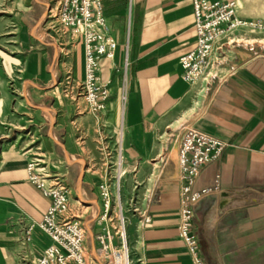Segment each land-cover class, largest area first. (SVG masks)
Wrapping results in <instances>:
<instances>
[{"label":"crops","instance_id":"crops-1","mask_svg":"<svg viewBox=\"0 0 264 264\" xmlns=\"http://www.w3.org/2000/svg\"><path fill=\"white\" fill-rule=\"evenodd\" d=\"M235 2L237 16L264 21V0ZM46 3L9 2L14 8L9 19L17 62L8 65L18 73L20 87L24 77L26 88L43 95L64 77L71 87L84 79L82 38L78 36L62 56L58 46L43 37L40 24ZM101 4L103 30L114 47L109 58L99 61L96 85L106 88L108 97L96 112L92 130L96 125L107 147L117 140L123 162L144 172L137 210L148 221L136 210L125 215L130 264H190L176 229L182 184L177 161L180 126L225 144L216 159L200 168L191 187L211 188L217 180L218 190L193 208L191 230L203 264H264V33L234 32L237 42L217 51L218 59L200 86L198 80L182 78L179 64L196 44L190 0H101ZM7 5L0 2L1 13ZM6 18L0 15V37L7 33ZM6 73V65L0 64V264H18L51 243L36 226L50 199L28 179L31 157L42 158L46 171L61 178L68 216L74 197L87 200L83 183L91 180L83 177L77 190L74 180L79 173L73 166L78 148L70 124L63 135L62 159L55 152V139L48 147L27 149L20 130L8 133L7 121L21 117L9 109ZM56 127L55 121L47 134L55 133ZM35 149L39 152L32 153ZM125 192L123 199L128 198ZM90 207L69 216L84 226L88 244L96 234L90 227L97 210L93 214ZM30 224L34 227L29 240L23 241V230Z\"/></svg>","mask_w":264,"mask_h":264},{"label":"built area","instance_id":"built-area-1","mask_svg":"<svg viewBox=\"0 0 264 264\" xmlns=\"http://www.w3.org/2000/svg\"><path fill=\"white\" fill-rule=\"evenodd\" d=\"M193 9V24L196 32L195 47L179 58L183 69L182 78L194 82L209 77L218 52L224 45L237 42L233 33L237 31H264V21L247 20L236 15L235 0H190ZM101 0H59L53 14L49 10L51 31L54 34L80 36L83 43L84 79L80 83L82 92L95 112L102 109L107 99V90L96 85L99 61L109 58L114 47L103 30ZM55 21V23H54ZM58 37V36H57ZM60 38V37H58ZM61 39V38H60ZM124 88L121 89V98ZM177 161L181 170L180 203L178 208L177 235L186 246L190 264H203L198 250L196 235L192 232V215L196 203L204 196L218 190L217 181L211 188L192 190L194 178L202 165L216 159L225 147L220 140L192 127H181L178 139ZM38 161L28 164L30 181L50 199V205L37 228L51 243L35 256L25 255L18 264H90L83 246L84 230L77 221L68 217V198L61 178L45 171L37 172ZM102 198L106 194L102 193ZM138 213L139 210L135 209ZM144 222L148 217L139 213ZM125 218L119 215L118 227L113 234L96 233L95 257L98 264H130L125 233ZM33 225H26L23 241L29 240ZM115 240V242H113Z\"/></svg>","mask_w":264,"mask_h":264},{"label":"rangeland","instance_id":"rangeland-1","mask_svg":"<svg viewBox=\"0 0 264 264\" xmlns=\"http://www.w3.org/2000/svg\"><path fill=\"white\" fill-rule=\"evenodd\" d=\"M4 1L8 3L6 12L1 13L2 11H0V15L3 14L7 17V33L6 36L0 37V64H5L7 67V86L5 89L11 101L9 109L12 113L15 111L18 112L16 114L21 117L20 119H16V122L8 120L5 127L9 129L8 133L10 134L15 133L14 130H20L23 133L21 134L22 146L28 145L27 149L33 146H39V148H44V146L48 147L50 143L54 141L53 139H55V152L60 159H62L64 155L62 150L64 141L63 135L67 128L66 125L70 124L78 148L77 155L74 157L75 166H73L75 172L77 171L79 173L74 180L77 190L82 186L83 177L85 178V176H87L91 181L90 183H83V186L85 185V189L87 190V197L85 196L87 200L83 199V197H79L83 200L81 201L78 197H74L73 205L69 206V216L87 212L89 209L85 208V206H91L90 209L93 214L97 210L94 219L96 222L91 225V230H93L94 233L108 232L109 234H113L116 227H118L119 215L125 218L127 214L136 213L134 210L138 209L137 207L139 206L137 191L142 185L140 179H142L144 172L132 168L130 164L123 162L117 145V137L115 138L116 141H114V144L108 147L104 143L105 140H103V137L100 141L96 133L97 126H94L95 131L92 130V124L96 121L97 113L91 109L90 103L79 85L69 86L67 83L68 80H65L64 77L62 80H58V82H55L49 87L47 93L44 95L42 91L36 92L30 87L26 88L27 82H25L24 77L22 78L21 87L18 85L17 81L19 78L16 76L17 72L13 67L10 70V66L8 65L10 62H17V60H14L15 44L12 38L15 31L11 24L12 21L9 19L11 12L14 10L13 7L9 6V2L13 0H0V2ZM24 2H47L43 21L40 24V31L43 33V37L46 41L54 42L56 46H58L60 55L66 56L71 50L70 47H73V44L76 43L78 36L76 35L68 38L66 35H56L51 31L49 10H51V14H53L59 0H24ZM254 33H264V31H255L251 34ZM203 81L204 78L199 79L198 84L201 86ZM26 90L29 91V94ZM15 102H18L16 105L19 107L15 106ZM69 111L72 113L70 121L67 118ZM55 121L57 122L56 131L49 136L47 133L50 128H52V123ZM39 125H41V129H39ZM180 130L181 126L179 131ZM38 133L42 136H39ZM42 142H44V144H41ZM31 152L36 153L39 151L35 149L31 150ZM31 158V160L34 159L33 161H38V166L34 167L35 171H45L47 174H50L46 171V164L42 158L36 155ZM28 164L26 166V171L29 179V172L27 170ZM135 174H137L139 178L137 176L136 178L134 176ZM125 191H128L127 199H123L121 196ZM116 192L120 194L119 203H117L115 199ZM102 193L106 194V198H102ZM96 201L98 202L97 204ZM96 206L98 207L97 209L95 208ZM78 210H82V212H78ZM81 226L84 228L83 225ZM84 237L85 254L88 262L90 264H98L95 257V248H97L98 245L97 241L92 240V243L88 244V233L86 231H84ZM93 237L95 238V235ZM113 242H115V240ZM129 251L128 247V252Z\"/></svg>","mask_w":264,"mask_h":264},{"label":"bare ground","instance_id":"bare-ground-1","mask_svg":"<svg viewBox=\"0 0 264 264\" xmlns=\"http://www.w3.org/2000/svg\"><path fill=\"white\" fill-rule=\"evenodd\" d=\"M115 199H116L117 203H119V199H120V194H119V192H118V193L116 192Z\"/></svg>","mask_w":264,"mask_h":264}]
</instances>
